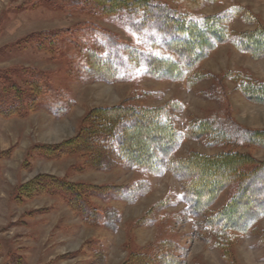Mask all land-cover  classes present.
<instances>
[{
	"label": "rangeland",
	"instance_id": "1",
	"mask_svg": "<svg viewBox=\"0 0 264 264\" xmlns=\"http://www.w3.org/2000/svg\"><path fill=\"white\" fill-rule=\"evenodd\" d=\"M156 1L190 17H217L227 34L264 28L263 0ZM82 8L71 7L70 0H0V76L16 84L27 106L16 116L0 115V264H133L141 252L160 257L166 248L173 264H264V216L247 234L214 233L202 227L205 217H188L181 184L170 172L153 175L108 159L98 169L81 153L46 157L43 151L73 138L93 109L127 105L164 109L180 134L175 160L236 153L264 162V148L241 131H264V104L239 90L241 75L264 81V57L216 44L197 68L203 78L190 86L153 78L135 65L126 80H93L87 67L103 41L99 31L149 48L123 16L101 17ZM46 33L57 36V48H41L32 38ZM150 51L169 56L160 48ZM201 121L213 134L195 138L192 131L185 138ZM37 176L103 188L97 197L85 196L95 217L84 221L56 193L21 195L20 187ZM232 195L231 188L222 191L209 214L222 210Z\"/></svg>",
	"mask_w": 264,
	"mask_h": 264
},
{
	"label": "trees",
	"instance_id": "2",
	"mask_svg": "<svg viewBox=\"0 0 264 264\" xmlns=\"http://www.w3.org/2000/svg\"><path fill=\"white\" fill-rule=\"evenodd\" d=\"M84 5L86 8L82 10L101 17L123 16L130 32L149 48L142 50L122 42L113 33L99 31L103 41L98 52L89 55L87 67L93 80L106 83L126 80L130 76L129 67L135 65L143 67L153 78L184 80L190 86L192 81L203 78L197 68L205 52L216 44L231 43L237 51L252 59L264 57L262 27L244 34H227L224 24L217 17H190L156 0H70L71 7L81 8ZM38 36L32 38L37 39L41 48H57L59 45L55 41L57 36L50 37L48 33ZM151 48L165 50L169 56L159 57L156 52L150 51ZM241 77L240 92L264 104V81L246 80L245 75ZM22 94L14 82L0 76V115L13 117L22 108H27ZM165 117L162 108L127 105L96 108L87 114L85 125L73 138L44 147V155L58 157L81 153L88 156L89 164L98 169L100 163L108 159L153 175L170 172L181 184V199L188 217H205L202 227L214 233L247 234L256 220L264 216V162L236 153L213 157L193 154L187 159L175 160L173 153L180 134L173 130L170 119ZM203 123L193 124L184 134L185 138L193 137L190 134L192 131L195 138L212 135L214 130ZM241 131L248 134L250 144L264 148V131ZM144 134L149 138L141 137ZM229 188L233 189V195L224 208L209 214V208L219 194ZM40 190L64 197L87 221L95 217V212L88 208L85 196L97 197L96 193L102 192L103 188L72 184L53 176H37L22 185L19 192L28 195ZM168 250L171 248H166V253L160 257H149L141 252L135 258L137 261L134 262L133 258L131 262L173 264L174 257ZM124 264L131 263L128 260Z\"/></svg>",
	"mask_w": 264,
	"mask_h": 264
}]
</instances>
